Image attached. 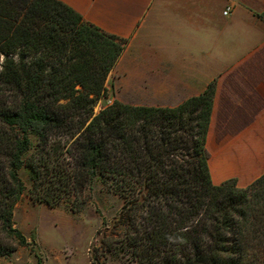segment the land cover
<instances>
[{
  "label": "trees",
  "instance_id": "16d2710c",
  "mask_svg": "<svg viewBox=\"0 0 264 264\" xmlns=\"http://www.w3.org/2000/svg\"><path fill=\"white\" fill-rule=\"evenodd\" d=\"M127 42L62 0H0V257L31 244L14 221L24 166L35 202L78 212L96 178L122 198L90 264H264V172L211 177L215 80L175 107L95 113Z\"/></svg>",
  "mask_w": 264,
  "mask_h": 264
},
{
  "label": "crops",
  "instance_id": "0c3cea01",
  "mask_svg": "<svg viewBox=\"0 0 264 264\" xmlns=\"http://www.w3.org/2000/svg\"><path fill=\"white\" fill-rule=\"evenodd\" d=\"M128 40L111 70L114 89L141 104L175 107L216 89L206 147L212 180L239 187L264 172V0H62Z\"/></svg>",
  "mask_w": 264,
  "mask_h": 264
},
{
  "label": "rangeland",
  "instance_id": "374dc122",
  "mask_svg": "<svg viewBox=\"0 0 264 264\" xmlns=\"http://www.w3.org/2000/svg\"><path fill=\"white\" fill-rule=\"evenodd\" d=\"M114 81L113 76L110 80L107 78L106 91L97 100L95 113L116 99L139 105L141 98L147 97V94H140L138 89L125 93L115 91ZM19 174L24 181L25 191L16 205L14 221L31 244L18 247L9 256L0 257V264H90V245L92 241L95 242L98 230L106 231L107 226H111L122 207V198L96 178L87 190L86 203L80 211H72V200L51 207L30 197L32 178L29 170L23 166ZM79 204L75 202L74 207ZM107 264L120 263L108 259Z\"/></svg>",
  "mask_w": 264,
  "mask_h": 264
},
{
  "label": "built area",
  "instance_id": "2783aa9c",
  "mask_svg": "<svg viewBox=\"0 0 264 264\" xmlns=\"http://www.w3.org/2000/svg\"><path fill=\"white\" fill-rule=\"evenodd\" d=\"M237 0H228V3L227 5L225 6V9L223 10V13L226 15V14H229L232 9L234 8L235 6V3H236ZM98 107H100V104L98 103L97 104Z\"/></svg>",
  "mask_w": 264,
  "mask_h": 264
}]
</instances>
